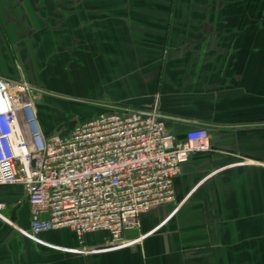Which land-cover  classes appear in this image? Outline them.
<instances>
[{
  "label": "crops",
  "instance_id": "1",
  "mask_svg": "<svg viewBox=\"0 0 264 264\" xmlns=\"http://www.w3.org/2000/svg\"><path fill=\"white\" fill-rule=\"evenodd\" d=\"M0 75L65 99L62 134L158 98L169 133L204 128L211 147L119 248L103 231L31 236L22 188L0 186V264H264V0H0Z\"/></svg>",
  "mask_w": 264,
  "mask_h": 264
},
{
  "label": "built area",
  "instance_id": "2",
  "mask_svg": "<svg viewBox=\"0 0 264 264\" xmlns=\"http://www.w3.org/2000/svg\"><path fill=\"white\" fill-rule=\"evenodd\" d=\"M37 92L23 78L0 75V186L22 188L31 236L67 228L81 240L103 231L108 248L125 246L123 232L137 229L142 214L173 203L183 166L211 151L204 128L182 138L169 133L158 98L147 109L101 111L67 134L45 135Z\"/></svg>",
  "mask_w": 264,
  "mask_h": 264
},
{
  "label": "rangeland",
  "instance_id": "3",
  "mask_svg": "<svg viewBox=\"0 0 264 264\" xmlns=\"http://www.w3.org/2000/svg\"><path fill=\"white\" fill-rule=\"evenodd\" d=\"M30 85L32 87H35L39 91V93L37 92V95H36V98L38 100L40 99V97L44 98V101L42 99L41 102L38 103L40 106L38 107V110L36 111L37 119H40V121H43V120L49 121L51 125H54L55 131L65 129L66 126L71 125L72 119H75L76 117H74L73 114H70L68 112L70 109L69 110L67 109V111L65 112H60L59 110L60 108L59 105L61 104L60 102H62L65 99H63L62 97L60 98L57 94H53L51 92H47L44 94V92H46L45 90H42L41 88H38L37 86L33 84H30ZM74 108H78L77 105H75Z\"/></svg>",
  "mask_w": 264,
  "mask_h": 264
}]
</instances>
